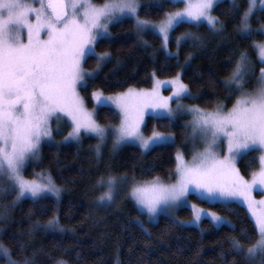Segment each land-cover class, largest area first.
Here are the masks:
<instances>
[{
    "label": "snow or ice",
    "instance_id": "1",
    "mask_svg": "<svg viewBox=\"0 0 264 264\" xmlns=\"http://www.w3.org/2000/svg\"><path fill=\"white\" fill-rule=\"evenodd\" d=\"M217 2L166 0L177 10L153 23L140 17L139 0H104L100 5L92 0H0V180L7 177L17 199L30 197L36 201L48 193L58 195L51 177L29 180L23 173L26 161L37 154L41 141L52 137L49 122L53 117H67L71 122L66 141L79 140L83 133H91L103 142L109 128L96 121L95 113L112 105L120 115L119 124L111 129L113 147L138 143L142 150L149 151L169 144L171 133L153 128L151 134L145 136L143 129L148 110L153 118L166 119L171 125L173 109L169 101L174 98L179 107V101L188 96V87L179 73L167 82L172 89L169 97L159 95L158 88L165 86L159 81L151 90L129 87L115 95L94 90L91 94L94 110L90 112L78 89L87 90L88 81L94 79L96 73L85 74L83 63L95 58L99 68L108 57L109 53L97 55L94 45L107 36L110 23L131 20L138 38L151 33L161 38L167 47L171 31L181 24L198 27L206 23L216 30L218 18L211 13ZM256 12L264 14V0H247L246 8L239 14L237 31L242 38L252 40L260 66L259 87L252 92L243 88L250 57L248 52H241L225 82L229 96L239 92L233 106L227 111L222 106L214 111L196 106L188 109L193 134L201 135L205 141L203 151L194 154L190 161L177 152L174 183L165 184L159 177L151 181L134 180L127 195L149 218L165 209L184 206L192 195L202 202L246 206L254 221L255 239L244 255L250 264L259 255L260 264H264V198L257 201L253 196L254 192H264V40L257 41V32L251 30L250 21ZM259 35L264 36V30ZM177 44L179 46V38ZM256 151L260 153L259 168L246 179L236 167V161ZM255 159L253 157V163ZM97 185L104 188L99 202L111 203L117 177L101 176ZM192 208L194 222L198 224L204 213L197 210L195 204ZM207 215L214 225L224 223L215 213ZM49 223L54 224L55 219ZM243 238L252 240L248 235ZM232 247L239 253L240 241L234 239ZM0 255L7 257L9 264H17L2 245ZM23 264H32V261L25 258ZM57 264L65 262L60 260Z\"/></svg>",
    "mask_w": 264,
    "mask_h": 264
},
{
    "label": "trees",
    "instance_id": "2",
    "mask_svg": "<svg viewBox=\"0 0 264 264\" xmlns=\"http://www.w3.org/2000/svg\"><path fill=\"white\" fill-rule=\"evenodd\" d=\"M99 4L104 0H96ZM139 15L158 22L166 13L176 11L166 0H139ZM247 0H224L212 10L218 18V28L206 24L190 26L181 24L171 31L167 47L158 36L151 33L138 38L131 20L114 24L108 38L99 40L95 52L109 53L94 79L88 81L87 90L80 95L88 109L93 110L92 92L101 90L105 95H115L129 87L150 89L154 79H168L180 74L193 98L184 100L203 109L218 105L230 107L237 93L229 96L225 82L231 76L241 52H248L249 68L255 81L260 66L254 55L252 40L241 37L237 31L239 14L246 8ZM183 7V4H179ZM236 9L235 11L233 9ZM251 30H264V14L256 12L250 21ZM179 38V46L177 44ZM86 71H95V58L83 63ZM155 74V75H154ZM253 90L254 83L244 85ZM96 121L105 127L118 124V116L111 108L95 113ZM183 119L168 120L147 117L144 135L153 128L174 137L173 144L157 146L142 152L134 146L119 148L102 164H98L93 138L83 136L76 143H63L67 126L53 141L42 144L36 161L23 171L26 179L51 177L60 190L56 198L44 196L36 201H17L16 191L2 183L0 193V245L8 249L11 259L23 264L25 258L32 264H250L245 258L249 243L253 242L254 224L246 210L235 203L210 204L195 196L189 200L227 219L230 224L218 228L203 220L200 228L184 227L172 218L160 215L154 223L141 213L130 200L127 190L114 195L111 203H100L98 197L104 188L97 185L101 177L112 175L121 180L151 181L159 177L170 182L175 173L177 152L186 160L191 158V147ZM259 152L241 156L237 168L246 179L259 168ZM253 157L255 162L253 163ZM105 164V165H104ZM178 217L190 219L191 212L182 209ZM55 219L54 224L49 221ZM245 235L252 240H246ZM240 241L241 251L232 247ZM7 257L0 255V264ZM257 255L251 264H260Z\"/></svg>",
    "mask_w": 264,
    "mask_h": 264
},
{
    "label": "rangeland",
    "instance_id": "3",
    "mask_svg": "<svg viewBox=\"0 0 264 264\" xmlns=\"http://www.w3.org/2000/svg\"><path fill=\"white\" fill-rule=\"evenodd\" d=\"M222 1H224V0H218L217 4L220 3V2H222ZM92 2H93L94 4H96V5H100V4H102V3L99 4L96 0H92ZM217 4H216V5H217ZM216 5H215V6H216ZM37 6H38V4H37ZM215 6H214V7H215ZM211 14H212V13H211ZM153 23H154V22H153ZM114 24H117V23L113 22V23H110V24H109V27H108V34H107V36H105L104 38H101V39H105V38H108V37H109V34H110V28H111ZM204 24H206V23H204ZM206 25H207V24H206ZM101 39H99V40H101ZM24 40H25V42L27 41V35H26V33L24 34ZM99 40H98V41H99ZM98 41H97V42H98ZM162 41H163V40H162ZM97 42H96V43H97ZM96 43H95V45H96ZM163 44H164V42H163ZM95 45H94V47H95ZM164 46H165V45H164ZM95 53H96V52H95ZM106 59H107V58H106ZM248 68H249V67H248ZM98 69H99V68H96L95 71H90V72H95V73H96ZM83 72H84L85 74L89 73V71L84 70V68H83ZM258 76H259V75H258ZM173 78H175V77H173ZM173 78H168V79H154L153 84H154L156 81H159V82H161V84H164V85H165L164 87H159V88H158V92H159V95H160V96H162V97H169V96H171L172 89H171V86H170L169 84H167V82L170 81V80H172ZM180 79H181V78H180ZM252 83H254V88H253V90H250V91L247 90L248 92H252V91H254L257 87H259V85H258V83H257V77H256V79H255V81H254L253 78H252V71H251V69H248L247 72H246V74H245V80H244V83H243V88H244V85H250V84H252ZM233 87L235 88V86H233ZM152 88H153V85H152V87H151L150 89H147V90H151ZM80 89H82V88H80ZM80 89H78L79 94H80ZM244 89H245V88H244ZM245 90H246V89H245ZM236 93H237V97H236V99H237L238 96H239V92H236ZM80 96H81V95H80ZM187 98H193V96L191 95V93L189 92V90H188V96L185 97V98H183V99H181V100L179 101V107L177 106V102L175 101L174 98H173L172 100L169 101V104H170V107L173 109V117H172V120L183 119V121H184V122H183V125H184V127H185V129H186L187 137H188V140H189V142H190V147H191V158H190L189 160H186L185 158H184V159H185L186 161H190V160L192 159V156H193L194 154H196V153L199 152V151H203V148L205 147V141H204V139L202 138L201 135H199V134L194 135V134H193L192 127H191L192 115H191V113L188 111V109H189L190 107H192V106H196V107H198V108H201V107H199V106H197V105H195V104H190V103H186V102H184V100L187 99ZM91 99H92V97H91ZM236 99H235V101H236ZM235 101H234V103H235ZM92 102H93V100H92ZM234 103H233V104H234ZM93 104H94V102H93ZM233 104H232L230 107H228V108H224L222 105H218L217 107L222 106V107H223V110H224V111H227L228 109H230V108L233 106ZM85 107H86V105H85ZM217 107H215L214 109H210V110L203 109V108H201V109H203V110H205V111H214V110L217 109ZM86 108H87V107H86ZM106 108H111V109H113V110L116 112V114H117V116H118V124H119V120H120L119 111H118L114 106H112V105H109V107H106ZM87 110L90 111V112H92L94 109L91 110V109H88V108H87ZM147 117H153V114H152L151 110H148L147 115L145 116V120H146ZM70 123H71V122L68 120L67 117H63V118L53 117V118L50 120L49 124H50V129H51V131H52V137H51L50 139H49V138H45V139H43V140L41 141L37 154H36L35 156H31V157L28 158V160H27L26 163H25L24 170H25V168L28 166V164H30L31 162H34V161H36V160L38 159L39 154H40V148H41L42 144H44V143H48V142H51V141L55 140V139H54V136H55V135H58V134H61V132H63V131H64V128H66L67 126L70 128ZM118 124H117V125H118ZM117 125H116V126H117ZM114 127H115V126H114ZM114 127H108V128H109V134L106 136V138H105V140H104L103 142H100L99 138L96 137L95 135L91 134V133H83V134L80 136L79 140L69 139V140L66 141V140H65V137L68 136V134H67V135H65V136L62 138V142H63V143H76V142L80 141V139H81L83 136H85V137H89V138H90V137L93 138L94 141H95V145H94V147H93V152H94V156H95V159H96V161H97L98 164H102L103 161H106V160L108 159V157L112 156L117 150H119V148L124 147V146H134V147L140 149L142 152H148V151L142 150V149L139 147V144H138V143H121L120 145H118V146H116V147H113V136H112V134H111V129L114 128ZM70 130H71V128H70ZM171 137H172V140H171V142H170L169 144H173V143H174V137H173V135H171ZM98 145H99V154L97 153V146H98ZM156 147H157V146H156ZM222 147H225V148H226V145H223ZM259 155H260V154H259ZM239 158H240V157H239ZM239 158L237 159V161L239 160ZM237 161H236V167H237ZM104 165H105V164H104ZM24 170H23V171H24ZM42 177H43V176H42ZM40 178H41V176H40ZM40 178H38V179H40ZM127 182H129V181L119 180V179L117 178V185H116V192H115V195H116L117 192H121L122 190H127V191H129L130 186L127 184ZM174 182H175V173H174V178H173V180H171L170 182H167V183H165V182H163V183H165V184H170V183H174ZM2 183H5L6 185H9V184H10V182L7 180V177H6V176L3 178V180H0V185H2ZM1 187H5V185H4V186H1ZM1 187H0V190L2 189ZM57 189H58V188H57ZM58 190H59V189H58ZM103 191H104V190H103ZM103 191H102V193H103ZM0 193H2V191H0ZM60 193H61V192H60V190H59L58 195H52L51 193H48L46 196H50V197L56 198V197H58V196L60 195ZM102 193H101V194H102ZM46 196H45V197H46ZM128 196H129V195H128ZM193 196H194V195H193ZM253 196H254V198H255L257 201H259L260 199L264 198V192H261V191L254 192V193H253ZM189 197H190V196H189ZM189 197H188V199H187V201H186V204H185L184 206H177V207H172V208H169V209H165L164 211H161L160 213H158L154 218H149L148 214H147L146 212H144V211H141V210L138 208L136 202H135V201L129 196L130 200L133 202V204L135 205V207H136L141 213H143V214H145V215L147 216V218H148V220H149L150 223H154L160 215H165V216H168V217L172 218L173 220H175V221H176L179 225H181V226H184V227H195V228H198V229L200 228V224H201V222H202L203 220H208V221H210V223H211L214 227H216V228H218V227H220V226H223V225H229V224H230V222H229L227 219L222 218V217H220V216H218V215L216 214V215L221 219V221H224V223H221L219 226L214 225V224L212 223V221H211V217L207 215V213H210V212H211V213H214V212H213V211H210V210H207V209H204V208L198 206L196 203H194V202H192L191 200H189ZM21 199H31V198L28 197V198H21ZM21 199H16V200L19 201V200H21ZM207 203L215 204V203H211V202H207ZM230 203H231V202H230ZM193 204L196 205L197 210H201V211L204 213V215L202 216V218H201V220H200V222H199L198 224L194 222L193 208H192V205H193ZM218 204H221V203H218ZM235 204H236V203H235ZM238 205H239V204H238ZM239 206H241L242 208H244V209L246 210V212H247V208H246V206H243V205H239ZM182 209H187V210H189V211L191 212V217H190V219L183 220V219H180V218L178 217V212H179L180 210H182ZM247 214H248V212H247ZM248 216H249V218H250V215H249V214H248ZM250 219H251V218H250ZM252 222H253V224H254V221H252ZM6 264H9V262H8V258H7V260H6Z\"/></svg>",
    "mask_w": 264,
    "mask_h": 264
}]
</instances>
